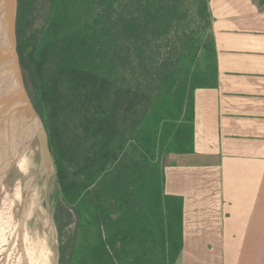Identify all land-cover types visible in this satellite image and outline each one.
<instances>
[{
  "label": "trees",
  "instance_id": "16d2710c",
  "mask_svg": "<svg viewBox=\"0 0 264 264\" xmlns=\"http://www.w3.org/2000/svg\"><path fill=\"white\" fill-rule=\"evenodd\" d=\"M210 0H18L16 50L48 135L59 264H176L194 92L216 85ZM195 6L197 28L190 29Z\"/></svg>",
  "mask_w": 264,
  "mask_h": 264
},
{
  "label": "crops",
  "instance_id": "0c3cea01",
  "mask_svg": "<svg viewBox=\"0 0 264 264\" xmlns=\"http://www.w3.org/2000/svg\"><path fill=\"white\" fill-rule=\"evenodd\" d=\"M216 85L194 92V151L171 155L183 198L176 264H264V0H210Z\"/></svg>",
  "mask_w": 264,
  "mask_h": 264
},
{
  "label": "bare ground",
  "instance_id": "6f19581e",
  "mask_svg": "<svg viewBox=\"0 0 264 264\" xmlns=\"http://www.w3.org/2000/svg\"><path fill=\"white\" fill-rule=\"evenodd\" d=\"M0 2L2 4L4 0H0ZM5 66V63L0 64V67H3V70ZM4 73V71L2 73L0 71L1 75ZM2 104L3 103L0 102V163L3 162L4 158L6 159L5 150H7L8 157H10L12 161L16 159V161L19 162L21 158L28 157L27 149L29 142L27 139L29 136L23 130L20 121L15 118L13 114H9L5 111V109L3 110ZM34 162L40 178L37 180L38 183L35 188L29 180L31 179V175L29 173L26 172L27 174H24L20 167L19 169L17 167L16 169H13L16 189L17 192H19L18 194H21L20 197H22L23 200L20 201L21 205H24V227L28 230V235L26 237H21L16 249H14V252L9 253V247L17 233L18 228L17 226H6L3 222H1L3 218L0 219V264L39 263L40 248L45 240L52 220L53 198L50 193L51 187L48 182L49 173L45 171L43 165H37L35 160ZM0 171H2L0 174V184H7L3 186L4 189L12 187V190L15 192V187L12 184L8 185L9 183L7 180L12 182L11 176L8 175L9 171L7 172L1 167ZM45 177L46 181L44 183L42 182V179H45ZM26 184L29 185L30 191L26 190V188H28ZM10 193L12 194L11 191ZM5 196L8 198V195ZM13 196L15 197V193H13ZM18 212L20 213V216L23 217L22 210H19ZM15 215L16 214L13 212L12 216L14 217ZM12 230H14V233Z\"/></svg>",
  "mask_w": 264,
  "mask_h": 264
},
{
  "label": "rangeland",
  "instance_id": "374dc122",
  "mask_svg": "<svg viewBox=\"0 0 264 264\" xmlns=\"http://www.w3.org/2000/svg\"><path fill=\"white\" fill-rule=\"evenodd\" d=\"M188 7L191 10V12H190L191 21H190L189 27H190V29H196L198 25H197V19L195 17V6L190 3V4H188ZM6 66H7V64H6ZM6 66L4 67V70H3L5 73L3 75L0 74V102H2V103H3L4 99L8 98L12 93H15V91H17V90H15L16 79L13 75L9 74V71H8ZM23 81H24V78H23ZM25 89L28 93V96H29L31 102H32L31 95H30L31 92H29V90L26 87H25ZM7 112L9 114H13L15 116V118H17L20 121L23 130L29 136V138L27 139L29 142V145H28V149L26 148L28 150V157L27 158H21L19 160V162H17L16 159L12 161L11 158L8 157L7 150H5L6 159L5 158L3 159V162L0 163V167L7 172L9 171L10 174L8 173V175L11 176L12 182H9V180H7L9 183L8 185L12 184L15 187V192L12 190V187L8 188V189H9V191H12L13 193H15V197H16V200H18L19 205L15 202V197L9 191H4L2 189V187L7 185V184H0V203L2 205L6 200H7V202L9 200H13L14 201L13 207L14 208H16V207L21 208V201H20V198L18 196L16 184L14 181L15 179H14V175H13V169L14 168L16 169V167L19 169V167H20L21 171L24 174L29 173L31 175V179H29V180H30L32 186L34 188H35V186H37V183H38L37 180H39L40 178H39V173H37L36 164H35L34 160L37 162V165H42V159H41V155H40L39 144H38V140L36 137L37 124H36L35 119L33 120L32 118L28 117L25 110L22 109L21 103L19 101H15L12 104V106L7 109ZM4 129H5V127H4ZM24 147H26V146H24ZM170 156H169V160L167 163L168 165L171 161ZM33 158H34V160H33ZM2 171H0V174L2 173ZM48 173H49L48 182H49L50 187H51L50 193H51V196L53 198V201H52V207H53L52 210L53 211H52L51 224L49 226V229L47 232V237H46L45 242L43 244V247L41 249V255H40V259H39L38 264H59V245L61 243L65 244L68 241L69 236L72 233L73 226L65 225L62 228V230L60 232V237H61L62 241L60 243L59 234L57 232L56 222L54 219V216L56 214L57 205H58L59 200H60L59 188L57 185L55 172L50 169V171ZM45 181H46V177H45V179H42V182L45 183ZM27 187L29 189L26 188V190L30 191L29 185H27ZM6 193L8 194V198H6V196H5ZM2 195H4V196H2ZM5 210L6 209L4 207H0V219L4 217ZM21 210H22V208H21ZM22 219H23V217H20L18 228L22 224Z\"/></svg>",
  "mask_w": 264,
  "mask_h": 264
},
{
  "label": "water",
  "instance_id": "95a60500",
  "mask_svg": "<svg viewBox=\"0 0 264 264\" xmlns=\"http://www.w3.org/2000/svg\"><path fill=\"white\" fill-rule=\"evenodd\" d=\"M17 1L4 0L2 4L0 2V64H7L6 67L9 74L13 75L16 79L15 90H17L3 100V110L5 109L7 111L15 101H19L28 117L36 120V137L39 144L42 165L47 173L50 169L55 172L54 160L48 144V135L25 89L22 69L16 50ZM2 70L3 67H0L1 73L3 72Z\"/></svg>",
  "mask_w": 264,
  "mask_h": 264
},
{
  "label": "flooded vegetation",
  "instance_id": "af4514ba",
  "mask_svg": "<svg viewBox=\"0 0 264 264\" xmlns=\"http://www.w3.org/2000/svg\"><path fill=\"white\" fill-rule=\"evenodd\" d=\"M2 189L4 191H9V189H4V187ZM6 195H8V194L6 193ZM12 195H13V192H12ZM20 195L21 194H18L20 200H22V197H20ZM17 201L18 200H15V202H17ZM13 204H14V201L13 200H9L8 202L6 200L3 203V205H0V207H4L6 209L5 210L4 217H3V220H1V222H3L6 226H10V227L17 226V228H18V224H19V221H20V217H21L20 216V213L18 211L21 210V208H22V214H23L22 224L18 228L17 233H16V235H15V237H14V239H13V241H12L10 247H9V251H8L9 253L14 252V249H16L17 244L19 242V239L21 237H26L28 235V230L24 227V221H25V219H24L25 218V211L23 209L24 208V205L23 206L21 205V208H18V207L14 208L13 207ZM17 204L19 205V202H17ZM13 212L16 214L14 217L12 216ZM12 231L14 233V230H12ZM46 237H47V235H46ZM46 237H45V239H46ZM44 242H45V240H44ZM44 242H43V244H44ZM43 244H42V246L40 248V255H41V249L43 247Z\"/></svg>",
  "mask_w": 264,
  "mask_h": 264
}]
</instances>
